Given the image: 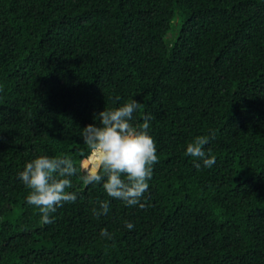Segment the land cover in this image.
<instances>
[{"label":"trees","instance_id":"obj_1","mask_svg":"<svg viewBox=\"0 0 264 264\" xmlns=\"http://www.w3.org/2000/svg\"><path fill=\"white\" fill-rule=\"evenodd\" d=\"M132 99L159 159L146 207L81 170L42 224L25 164L82 169L81 129ZM196 136L211 168L185 155ZM0 264H264V0H0Z\"/></svg>","mask_w":264,"mask_h":264},{"label":"clouds","instance_id":"obj_2","mask_svg":"<svg viewBox=\"0 0 264 264\" xmlns=\"http://www.w3.org/2000/svg\"><path fill=\"white\" fill-rule=\"evenodd\" d=\"M141 107L132 99L118 108L101 111L97 115L98 126L89 124L81 129L83 143L90 152L82 169L68 155H41L25 164L19 179L30 190L26 203L38 208L42 224L53 222L52 214L57 208L76 201L77 194L69 189L73 187L71 178L81 170L84 185L102 183L108 197L122 201L127 207H146L142 200L149 188L153 166L159 159L155 141L148 131L153 117L146 115L142 124H133L134 113ZM211 138H215L214 134ZM209 139V136H196L186 146L185 155L193 158L196 168L201 165L195 161H202L205 168H211L216 162L215 156L205 151ZM109 208L108 201H101L99 210L93 209V214L99 218ZM125 227L133 230L135 225L126 221ZM100 234L109 240L113 238L104 229Z\"/></svg>","mask_w":264,"mask_h":264}]
</instances>
